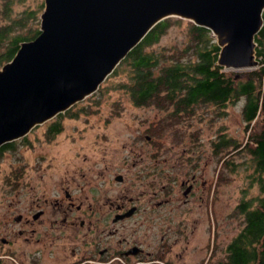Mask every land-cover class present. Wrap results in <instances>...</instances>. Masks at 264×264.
<instances>
[{
    "label": "flooded vegetation",
    "instance_id": "obj_1",
    "mask_svg": "<svg viewBox=\"0 0 264 264\" xmlns=\"http://www.w3.org/2000/svg\"><path fill=\"white\" fill-rule=\"evenodd\" d=\"M128 103L134 115L125 118V102L115 100L103 119L105 126L117 119L115 135L129 139L121 146L89 152L85 165L66 149L34 147L24 155L21 179L0 180V264H189L199 224L206 213L215 223L220 203L211 157L192 141L168 146L163 138L173 126L166 115L145 116L151 107ZM74 108L1 153L39 127L49 139L60 135ZM109 136L102 132L103 140Z\"/></svg>",
    "mask_w": 264,
    "mask_h": 264
},
{
    "label": "water",
    "instance_id": "obj_2",
    "mask_svg": "<svg viewBox=\"0 0 264 264\" xmlns=\"http://www.w3.org/2000/svg\"><path fill=\"white\" fill-rule=\"evenodd\" d=\"M264 0H44L40 33L0 68V148L97 92L162 20L209 29L225 70L256 69Z\"/></svg>",
    "mask_w": 264,
    "mask_h": 264
},
{
    "label": "trees",
    "instance_id": "obj_3",
    "mask_svg": "<svg viewBox=\"0 0 264 264\" xmlns=\"http://www.w3.org/2000/svg\"><path fill=\"white\" fill-rule=\"evenodd\" d=\"M36 16L37 12L32 10L26 13L27 20ZM173 18L180 21L178 17H169L159 22L112 75H126L122 89L130 99L136 104L165 109L168 113L163 121H169L172 126L179 116L190 120L199 108L209 103L224 110L230 103L245 98L246 141L239 143L222 133L220 140L213 142V151L217 153L220 149L223 152L234 147L222 157L228 167L232 165L230 154L246 155L243 157L248 177L251 185L258 187V195L237 204L232 214L242 217L243 226L227 245L226 256L213 264H264V26L256 36L259 67L250 70L246 79H237L235 71H226L217 64L220 47L212 32L194 23L185 48L152 49L173 24ZM13 21L0 28V46L6 47L0 55V64L11 60L22 42L32 40L40 33L37 30L31 35L15 34L23 29L25 22H20L21 18Z\"/></svg>",
    "mask_w": 264,
    "mask_h": 264
},
{
    "label": "rangeland",
    "instance_id": "obj_4",
    "mask_svg": "<svg viewBox=\"0 0 264 264\" xmlns=\"http://www.w3.org/2000/svg\"><path fill=\"white\" fill-rule=\"evenodd\" d=\"M5 4V0H1L0 3V28L6 24H13L14 19H20V22H25L23 29L15 31V34L23 33L24 35L34 34L37 30H40V15L44 10V0H10ZM32 10L37 12L35 19H28L26 17L27 11ZM27 20V21H26ZM173 24L168 31L162 36L160 41L153 45L152 49L159 51L167 50H181L185 48L190 40V27L193 22L180 18V21L173 18ZM259 49L257 45L256 50ZM6 51L4 45L0 46V55ZM170 54V52H167ZM257 54V53H256ZM258 58V56H257ZM7 62L0 64V68ZM254 69H241L235 71L237 79H246L247 73ZM231 71V70H226ZM126 81V75H110L107 80L100 86L99 90L87 97L81 102L74 105V108L67 117H63L64 128L60 135L55 138L49 139L47 137L46 126L36 128L30 135L28 140L14 143L10 149H5L3 153L0 151V180L6 178L21 179L23 172V159L24 155L31 152V149L49 147V148H61L77 154V161L79 162L89 152L96 156H99V152L105 146H121L123 141H128V138L118 136L119 133L116 128L117 119H113L108 126H105L103 119L108 115L109 104L115 100H123L125 102L124 117L134 115L129 94H127L122 88L125 87L123 82ZM245 104V98L241 97L236 102L230 103L224 110L219 109L212 103L208 106L199 108L195 113V123L192 125L190 120H185L184 117L180 118L173 125L171 131L164 136L168 146H188L192 141L196 145L203 146L206 153V158L211 157L210 163V175L215 176L219 180L220 203L217 209V216L214 218L213 223L212 216L205 214V220L201 224V228L197 229L194 235V240L190 246L189 252V264H192L195 259H199L198 264L216 263L226 256V248L231 239L239 232L242 225V217L232 214L237 204L243 199L251 198L258 195V187H253L248 177L249 171L246 169V161L244 160V154H230L232 161L231 167L225 165L222 159L223 154L229 150L234 149L231 147L223 152L220 149L217 153L213 151V142L220 140L222 133H225L229 138H233L234 141L243 143L247 139V132L245 130L246 123L243 118V106ZM152 110H142L141 113L145 116H149L157 111L158 119L164 117L168 111L158 108L154 105H150ZM172 109V108H171ZM200 115H199V114ZM75 118H72L74 117ZM200 117V118H198ZM123 119V118H118ZM258 125L257 129L258 130ZM199 128V129H198ZM198 129L199 133L194 135ZM102 132H108L110 136L103 140ZM176 133H179L176 135ZM106 140L108 142H106ZM217 140V141H218ZM199 142V143H198ZM108 144V145H107ZM147 145V144H142ZM215 161L213 160V155ZM248 159V158H247ZM224 163V164H223ZM83 165H85L83 163ZM249 167V166H248ZM233 169V170H232ZM216 179V178H215ZM216 227V230L214 228ZM197 243V244H196ZM196 244L195 249L192 246ZM203 246V250L198 252V248Z\"/></svg>",
    "mask_w": 264,
    "mask_h": 264
}]
</instances>
